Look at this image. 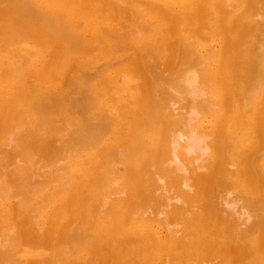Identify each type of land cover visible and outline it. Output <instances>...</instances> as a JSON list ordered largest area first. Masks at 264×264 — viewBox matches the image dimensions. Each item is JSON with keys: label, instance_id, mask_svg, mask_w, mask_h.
Masks as SVG:
<instances>
[{"label": "bare ground", "instance_id": "6f19581e", "mask_svg": "<svg viewBox=\"0 0 264 264\" xmlns=\"http://www.w3.org/2000/svg\"><path fill=\"white\" fill-rule=\"evenodd\" d=\"M2 2L0 3V5L2 4ZM6 2H8L9 9H8V13L6 12L7 16H5V17L9 18L10 14H11L9 12L12 11V19L16 20L15 22H17L18 25H16L14 23V21H12V22L15 25L11 22H8L7 20L10 21V19H8V18H6L7 19L6 20V19H4L5 17H3V18L1 17L4 14V11H6L5 8H7L6 7L7 5L4 4V5H6L4 10L0 9V13H1V11H3L2 14H0L1 15L0 18L4 20V21L2 20V23L3 22L6 23V21L8 23H6L3 26H2V24L0 25V28L2 27L1 32L3 34H6L5 36H3V34H0V37L2 35L3 38L6 39V40L3 39L2 37H1L2 39L0 38V83L1 82L3 83V85H0V108H2V109H9L12 107L16 108L14 113L12 114L14 116V118H16V119L14 121H12L11 124L7 128L5 125L6 122L4 124V128H6V131H5L6 133L4 132V134L7 135V136L5 135L7 139H4L3 131L0 134L1 135L0 137H3V138H0L1 141H2V139L4 141L6 140V142H5L6 148H5V146H3V145H5L4 141H3V143L1 141L0 142L3 146V148H2L3 151L5 149H9L8 155L10 154L11 150L12 151L20 150V151L19 152L17 151L18 152L16 154L17 156L13 155L16 158V159L15 158L12 159L13 161L15 160V163L11 164V166L8 164L10 166V167L8 166L9 171L7 172V173H9V175L8 174H6V175H7V177L9 176L8 179L10 178L9 180H11L12 182L7 181L6 180L7 178H2L0 181V214L3 212L7 214V215H4V217L2 216L3 219L0 216V218L2 219V220H0L1 221L0 222V252H1L0 256L5 255V258H6L5 260H3L4 263L0 262V264H11L13 262V260L19 254L20 255L22 254V256H24V258H22L21 261H20V259H21L20 258V259H18V261H14V263H16V264L17 263L18 264H33L35 262H38V260L40 259L39 256L44 254L43 250H41L42 253H38V251H36L37 249L34 250L33 248H30V247L27 248L26 247L25 248L26 250L25 249L22 250L23 252H21V250H20V253L15 258H13L14 256L11 255L13 253L10 254V252L12 251L11 248H13L17 243L13 245L12 242H15V240L16 241L19 240V232H16V229H18V228L21 229V228L25 227L26 231H28L31 220L34 218V215L32 213H35V211L30 214V212L33 210H31V209L27 210L26 209L27 212L22 217L21 216L18 217V218H20L22 225L18 222V219H17L18 223L16 221H14V218L11 214L16 213V212L19 213V212H21L22 208H25V207H28L31 205L30 202H32V200L35 199V197L38 196V194L43 191L41 189V185H42L41 183H44L45 181L48 182L49 180H51V179H48V176H49V178H51V175H49V174L54 173V175L57 177L56 172H58L57 174H59V171H60L63 174V173H65L64 172L65 169L68 172V177H66L67 178L66 181L62 182V183L64 186L65 185L70 186V189L66 191L67 199L63 203V206H64L63 209L76 208L75 210H81L83 217H82V219L80 218L79 220L74 221L73 225L70 227L69 231L67 229V226H68L67 221L64 222V224H67L66 227H63L64 224L61 225L60 232L62 231L63 233H61V240H59L60 242L55 241V239H53V241H52L55 243L57 242L56 244L54 243L56 245V248H57V250L55 249V252L57 251L56 252L57 257H58V259L60 258L59 259L60 262H58L59 260L56 257V259L58 260L57 261L58 263H55V260H56L55 258H51V260L54 259V261H53V263L51 261H49V263L51 262L50 264H71L72 262L70 261L69 258L74 257V256L71 257V255L76 254V252H79V251L81 252L82 250L86 251L85 249H88V247L85 248L84 246H86L89 242L87 238H90L91 234L94 236V233H92V231L96 228V224H97L96 218L99 217V211L102 212V208L106 205L105 203L107 202L108 193L111 196L112 195L115 196V194H118V193H120L118 195H122V193L124 194V189H126L129 185V190H131V192H133V193L138 192L142 196L144 194L145 198L147 197V195H146L147 192L145 194L142 191L145 188L144 185L147 182V180L144 183L143 181L146 179L145 177H143V178H145L143 180L139 179L143 173L147 172L146 161H143L142 157L139 155L140 153H145V155H147L149 157V159L151 158V160L153 161V163L155 165L154 168L156 170H158V171H156V173L159 177H161L160 178L161 180H163V177H165V176H171L172 174L174 175V173H178L177 171H179V172L183 171L181 175L178 173V175L181 176L180 177L181 181L179 180L181 182V184H180V187H178V189H181V191L178 194H176V196L169 195V196H172V198L165 197L167 195L165 193L164 194L165 196H162V197H164L166 199L164 200L163 198L162 199L159 198V201H160L159 204H157V202H156L157 200H156L155 202L157 205H159V208H157L158 206L155 204L157 207L155 209L153 207V212H154L153 215L151 214V211H149L150 209L149 210L146 209V211L143 214L141 213L142 215L141 214L139 215V213H138V216H136L135 211H134L135 214L132 215V213H131V215L133 217L136 216V218L137 217L139 218V220L141 222L140 226H142V229L152 228V226L150 225V223L147 220L154 221V222H156V224H163V227H161V228H164L165 236L162 235V231L156 230L153 227L154 229L152 228L153 231H152V235L150 237H151V239H153V236H156V238L158 240H156L152 243L148 242L144 249L141 248L142 249L141 251L142 252L144 251L143 252L144 254L146 253V251H147V253H154L158 248H160L163 252H165L166 259L170 258L169 262L172 264H176V263L177 264H196V263L199 264L202 257H201V259L198 257L199 255L196 254L198 252L199 253L202 252V254L203 253H209V254H213V255L216 254V257H217L216 259H218V257H220V254H222V253L226 254L227 253V255L229 256V259L226 260L228 258L227 257L225 259L226 261L224 263L223 262L214 263L215 260H214V262L211 261V263H214V264H231L230 263L231 258L233 257V255L235 253L234 250H237L240 253L244 254V258H245V256H249L248 258L246 257L247 259L245 258L246 260H244L245 261L244 264H264V210H263L264 209V197H262V198L258 197V199L253 198L254 203L253 202L252 203L255 204L254 208L256 206L254 211L251 209L253 211V213L250 212L251 210L247 212V209L249 207L247 204V206H245L247 209L244 206L241 207V209L239 208L238 216H237V214L234 212H237L235 209L237 208L238 203L241 201V196L239 195V192H238V196H240V198H238L237 200H233L232 196L230 197V195L232 193L229 191L227 192L226 191L227 188H224L225 191L227 192V193H225V192H223L224 189L222 188V190H223L222 192L225 193V195H224L225 197H224V199H222L221 197L223 194L221 195V197H219V194H218V197L220 199H222V201H221L222 202V205H221L222 208L219 207L220 204L218 205V207L220 208V210L222 209L221 211L226 215L227 222H229V220L232 219V217H233V214H230V211L232 212V210H234L233 213H234V216H236V218L234 220H236L235 222H237V224L235 226H237V227L235 229V226H233V224H235V223L231 222V224L230 223L227 224L226 227H228V225H232V226H230L226 229L222 228L223 230L222 229L220 230L221 231L220 235L218 233L219 232V229H218V232H216V234L218 235L217 237H215V236L207 237L208 236L207 230L205 231L206 235H205L203 230H202L203 233L199 234L200 229L198 230V227L200 226L201 221H200V224L198 223L199 225H197V222H199V221L197 219L194 220V217L197 218V216H195V215L198 211L192 210V209H196L194 207L201 204L204 201L203 200L201 202V199L198 198V197L202 198L203 195H201L202 197L196 196V191H198V189H200V184L197 185L195 187V189H194V186L192 188V186L189 185L190 179L187 177L191 170H194V172H196L197 170H202L205 167V163L203 162V160H204V156L208 155V151L210 149L209 148L210 145L208 143V139H210L209 137H214V143H213L214 158L211 162H209V160L206 159L210 163V166H208L209 171H207V173L211 172V174H214L215 170L219 171L220 165L222 163H224V159H226V158L228 159V156L231 158V156H230L231 153L232 154L235 153L237 146L239 148V144H240L239 142H241V140L238 137H236V138H238V140H240V141L236 140L235 135H237V131H239L242 128L241 125H238L239 122L242 120V118L241 117H230V116H233L234 113L224 112L223 115H218L217 119H216V123H214L210 129L211 133H210V131H208L209 125L208 126L203 125L204 127H198V125H197V121L200 120L199 118L202 119V117H203V116H200L201 115L200 111L202 109L199 108V105L204 106L203 108H206L209 112L216 111L213 108V107L216 108V106H213L210 104V102H211L210 97L212 94H213L214 98L223 100V103H222L223 108L227 109L229 107V104L227 102L230 103V101H231L233 103L232 104V107H233L232 110H235V108H236L235 107L236 106L235 100L238 98L240 99V97H239L240 95H237V93H235V89L233 86L234 75L237 72L236 71L237 66H236V64L234 65V63L237 61L235 59V56H233L234 52L235 53L239 52L238 54H241V60H242L241 63H243L242 68H243V70L245 72V76H246V88H247V91H249V93L247 92V95L243 94L244 96L242 97L244 102H245V108L246 109H248V108L252 109L253 107L251 108V106L252 105L254 106L256 100H258V97H261L262 99H264V45H261V43L259 41L260 44H258V46H256V48L254 50L252 48V46L254 45L253 39H255V41L258 40V35L256 37L255 34H260V32H261L262 34L259 36H264L263 35L264 32L261 31L262 30L261 25L264 24V21L261 24L258 21L259 22V28L257 29V27H256V29L258 31L260 30L259 33H257V30H256V33L255 32L253 33L254 35L251 34L252 36L251 37L249 36L250 41H248V42H250V43L248 44V47H250L251 49H247V50L245 48L243 50L240 49L239 40L241 39V37H240V39H238V37H237L238 33L235 34V31H236V29H238V27L243 28V27H245L246 24H249L250 21L255 22L256 18L260 19L264 16V10H262V8H261L263 6V4L261 5V3L262 2L264 3V0H195V2H197V3H196L195 8L193 10H192V8H191V10H189V8L187 9V6H184L183 0H7ZM3 3H5V1ZM248 5L251 7L253 6L250 9L249 13H252V12L255 13L256 12L255 14H257V17H255L256 15L253 13L252 16L255 18L253 21L250 19L251 16L247 15L246 17H244L242 14L244 11L243 9L245 7H247ZM2 6H3V4H2ZM258 6H261V7L259 8ZM3 7H1V8H3ZM128 11H131V13L132 12L135 13V15H133V13H132L133 18L131 16L133 21L132 20H130V21L132 23L134 22V19H137L134 17H137L138 16L137 13L140 12L139 14L142 16L143 21H145L149 25V26L145 25L147 29L144 28L145 26H141L142 28L145 29V31H144V29H142V28L140 29V27L136 28L137 27L136 25L140 26L142 24H140L138 22H137V24H134L136 22L133 23L134 25H133L132 30L134 29L133 34H134V37H136L137 39L131 38V36L133 35L132 33H130L131 31H128L127 34H126V31L121 32V29L122 30L123 29H126V30L131 29L130 26H127L128 29L123 27L124 23L128 24L129 20H127V22H126V20H124L125 22L122 20L124 23L121 24V19H120V21L118 20L117 23H115L116 22V16L120 17L122 15H125ZM8 14H9V16H8ZM136 14H137V16H136ZM211 14L215 15L214 20H212L215 22L214 26H212L215 30V33L217 35H224V38H223L222 43H221L222 49H221V51H219L218 54H217V51L216 52L213 51L214 48H213V50H212V48L211 49L205 48L204 52L199 51L202 48V46L200 43H198L197 38H199L201 34H202L201 36H203L205 32H208V29L210 27L207 24L208 20L206 21V18ZM85 15H89L91 18V19H87V20L90 21V23H91L90 30H92V32H94V35L92 36V38H87L85 36V33L79 32V29H78L79 28L78 19L84 17ZM258 17H260V18H258ZM248 19H250L249 22H248ZM101 21H102V23H101ZM19 22H21L20 26H19ZM104 23L111 24V25L113 24L112 29L115 27L116 30L112 31V30L106 29V28L103 29L104 28V26H103L101 31H99L98 30L99 27ZM130 25H132V24H130ZM14 27H16V29ZM11 28H14V30L12 31ZM117 28H120V29H117ZM156 28L158 29L157 33L159 32V29H160L163 32L168 31V34L172 32L174 34L173 38L177 37V46H176V51H175L176 53H175V64H174L175 67L173 68V73H172L173 76L171 79H169V82L164 83V81H163V83L165 85H167V87L165 88V89H167V91L165 90L167 92V95H165V98L168 97V99H169L168 102L170 105L165 106L166 103L163 104V102H161V100H162L161 97H158L159 99H161L159 101L158 98L156 97L155 93H154L155 97L153 98V96H152L153 94L151 96L153 99L156 98L157 100L156 99L153 100L152 98L149 97V99H148L149 101L148 102L145 101V103L147 102L146 103L147 104L146 110H148L147 114H148V112H151L152 117L154 119H156L157 122L162 123L170 115H172V116L174 115V113H175L174 109H176V108H173L172 106H174L175 104H180L184 100L189 101L191 103V105L188 108V112H186L187 111L186 110L185 113H183L185 115H187V113H188L187 117L189 118V120L188 121L184 120V122H186L187 124H185L186 127H183V124H182L183 128L181 127V129H183V130H181V129H180V131L176 130V127H175V133H174V129H173V127H171L173 129V132H170L171 130L168 129L169 132L166 133L165 136L163 135L160 138V140H159L160 142L158 141V144L155 147V146H152V143H151L152 141H155L154 137H152V135L147 136V134H145V130L147 131L149 128L147 126V124L144 125L147 127L144 128V126L142 125L140 129L138 128V127H140L138 125V127H136V128H138L137 131L135 130L136 132L134 134H132L133 138H130L131 140L129 139L131 141V143L128 141L130 144L128 151L125 150V147L127 146V144L124 145L125 151L123 150V148L121 149V151L123 150L125 152V154H127L126 157H123V154H122L123 151L120 152V149H119L120 147H117L118 148L117 150H113L114 147L112 149V147H109V145L103 146V144L105 143V140H106L107 133L109 132L108 130L113 127V126L111 127V125L114 123V120L117 119V118L114 119L115 115L112 116L111 114H108V111L105 110V108H106L105 106L108 105L109 102H107L108 98H104L103 96H105L106 94H111L110 91L116 90L118 92L119 89L120 90L124 89V87H123L124 77L121 76L122 74L117 75L119 77L116 78L115 80H114V77L110 78L109 79L110 81H108V82L105 80V82H103L102 85L105 87L106 91L100 90V94H99V89L97 87L99 85L90 86V91H89V94H87V95L89 96V98H91V101L88 104H89V108L92 109V115L87 116L84 119H80V118L77 119L75 117H72V116L69 117L67 115L65 118H63V124L61 123V121H62L61 119L56 120L57 118L55 116L50 117L47 115L52 109H57V106H56V108H54L50 104L49 100L52 98L56 99V100H60L62 98H65V94H67L66 93L67 91H62L59 93L57 91V88H55V86L51 82L52 81H56V82L60 81V79L58 77V75H60V71L61 70L63 71V68L65 66H67L71 61H73V60L74 61H80L81 60V62L83 63L84 62L82 60L83 56L92 53L93 50H100L101 47H105L107 44H113L112 45L113 48H114V46H119V45L122 47V45H124V46L127 45L126 42L131 44L132 48L136 52H138V53L143 52V56L145 55V52H148V51H152L150 53L151 56L153 55L152 54L153 52H155L154 55H156V54H158L160 48H161V51L163 52L162 48L164 49L163 45H165L166 41L162 42L161 40H163L164 38H167V39L169 38V37H164L163 39H161L162 35L156 34ZM3 30L6 32L4 33ZM137 30H139V31L137 32ZM146 30H147V33L143 34V32H146ZM240 31H242V30H240ZM148 32H151L150 33L151 35H152V32L153 33L155 32V34L152 35L154 38L151 40V42L147 41L146 36L149 34ZM208 34H206V35H208ZM240 34H239V36H240ZM185 35L186 36L190 35V38L186 37ZM6 37H8V38H6ZM148 37H150V36L148 35ZM208 37L209 36L206 37L204 35V38H208ZM263 38H262V40H263ZM167 39H165V40H167ZM262 40H261V42H262ZM256 43H258V42H256ZM202 44L204 45V43H202ZM255 45H257V44H255ZM259 45L262 47H259ZM161 46H163V47H161ZM171 49H172V47H171ZM215 50H216V48H215ZM124 51H125V49H124ZM161 51H160V53H161ZM125 53H126V51H125ZM109 55H110V53H109ZM161 55H162V53H161ZM215 55L218 58V62L216 64H214L210 70L208 64H209L210 60L213 59V57ZM92 56L90 57L91 62L94 59ZM148 56L149 57L146 56V58L142 57L140 61L144 62L147 58H150V60L152 61L150 55H148ZM163 57H164V55H163ZM109 59H110V56H109ZM88 60H89V58H88ZM150 62H148V63H150ZM187 62L189 63L188 65L186 64ZM154 63H156V62H154ZM159 63H161V62H159ZM5 65H6V67H4ZM85 66L86 65L84 64V67ZM232 66H233V70H232ZM240 66H241V64H240ZM151 67H153V65ZM170 69H172V68H170ZM164 70H166V69H164ZM153 72L151 71L150 73H152V75H153L154 74ZM167 73H169V72H167ZM164 74H166V73H164ZM157 78H160V75H158ZM71 80H72V78H71ZM96 80H95V82H96ZM160 80H162V79H159V81ZM43 81L45 82L44 84H42ZM152 83H154V82L152 81ZM157 83H159L158 80H157ZM164 84L161 85V88ZM158 85H156V86H158ZM158 87H160V86H158ZM153 88H156V87H153ZM214 90L217 91L215 94H214ZM47 91H50V92L48 93ZM153 91H156V90H153ZM159 92H160V90H159ZM45 93H47V94H45ZM43 94H45V95H43ZM159 94H161V93H159ZM66 96H69V95H66ZM87 97H84V98H87ZM109 97L111 98V95H109ZM116 100H114V101H116ZM139 100H140V98H139ZM163 100H165V99H163ZM249 102L252 105H250ZM62 103L64 104V102H62ZM149 103H150V105H149ZM208 105H209V107H208ZM210 105L213 107H211ZM58 106H60V105H58ZM123 106H121V107H123ZM144 106H145V104H144ZM125 107L126 106H124V108ZM59 108L64 110L63 107H59ZM59 108H58V110H59ZM141 108H143V106H141ZM120 109H122V108H120ZM126 109H128V107ZM256 109H257V116L255 117V121H253V123H252V127L256 131V133L254 134L255 140L261 141L262 139H264V102L262 101L261 104L256 107ZM58 110L54 115H57V113L59 112ZM227 110H229V109H227ZM181 111L184 112V109H182ZM252 111H253V109H252ZM86 112H88V111H86ZM202 112H204V115H205V113H207L205 111H202ZM51 113H53V112H51ZM147 114H146V117H147ZM215 114H216V112H215ZM139 116L141 117V115H139ZM182 116H184V115H182ZM144 117H145V114L143 115V118ZM152 117L148 116L147 119L152 118ZM177 117H178V115H177ZM14 118L12 117V120ZM40 118H41V121H43V123L45 124V126L47 125L46 128L51 133H54L56 135L58 143L60 142L59 146L52 148L53 153L55 154V159L53 158L54 159L53 162L49 163V164H55L56 165V172H55V167L52 171L50 170V167L48 170L46 168L47 171H51V173L49 172V174L47 172L42 171V173L48 174V175H46L47 179L46 180L44 179V182H42L43 180L40 182L41 178L39 179V177H42V178L46 177V176H43L45 174H42V176L37 175V172L39 171L40 166L42 164L39 166V169L36 172V168H37L38 164H36L35 166H34V164L38 162L37 160L35 161L37 154H35L33 152V149H35L37 146H39L38 141H35L36 136L40 135V134L44 135L45 132L48 133L47 130L45 132H44V130H42L43 133H42V131L38 132L39 130H41L39 128H38L39 130L37 131V126L39 125L38 123L40 121ZM136 118H132L133 122H135V121L137 122V119L139 120V118H137V119ZM228 118H235L237 121L236 122L235 121L234 122H232V121L227 122L225 119H228ZM170 119H171V121H172V119L175 120L174 118H171V117H170ZM151 120H153V119H151ZM147 122H149V120ZM41 123H40V125L44 126ZM173 123H171L170 126H173ZM179 123H180V121H179ZM119 124H122V123H119ZM136 124H138V123H136ZM176 124H174V125H176ZM233 124L235 125L234 129L229 130V127ZM133 125H134V123H133ZM151 125L155 126V124H153V122L151 123ZM248 125H249V123H248ZM177 128H178V126H177ZM246 128H248V127H246ZM112 129L110 130V132L113 131ZM151 131L152 130H150V132ZM176 131H178V132H176ZM111 133L114 134V132H111ZM241 134H244V132L241 131ZM62 135H69V136H68V138L66 137L67 139H65V138L60 139ZM33 137H35V139H33ZM247 137H250V135H248ZM252 137H250V138H252ZM241 138H243V136ZM245 139H247V138H245ZM9 141H10V143H8ZM45 142L48 143L47 140H45L44 143ZM33 143H34V145H33ZM251 143L252 142H250V144ZM40 144H41V142H40ZM7 146H8V148H7ZM260 146H261V144H260ZM10 148H11V150H10ZM44 148H46V147H44ZM245 148H246V145H245ZM89 149H91V151H97L100 149L99 153H102L104 155V157H106L105 160L107 158L112 159L111 164L109 163L110 160L107 161L109 164V167L112 165V161H115L117 164L116 169H115V165H114V167H111L110 173H114V174H112L114 176L112 177L110 174L109 175L107 174L109 182L111 183L110 185H112L111 190L109 189L110 192H109L108 187H107V185L109 183H108V179L106 178L107 175L105 173L106 172L105 170L110 171V168L107 169V166H106V169L103 170L104 172L102 174L101 173L97 174V172H100V171L102 172L101 169H103L102 167H104L105 164H104V166L102 165L101 169L99 168V171L96 172V175L97 176L99 175L98 177L94 174L95 177H97L96 183L94 185L91 184L92 188L90 187L91 188L90 192H86L83 194L79 187L75 188L76 187V183H75L76 179H77V177L79 178V176H81V175L77 176L78 172H77V169L75 168L74 164L71 162V157L74 155L76 156L78 154H82L84 152V150H89ZM115 149H116V146H115ZM246 149H248V148H246ZM72 150H74V152H75V150L78 152H76L74 155H72L73 154ZM70 151L72 152V154L68 155V153ZM0 152H2L1 148H0ZM5 152H6V150L4 151L3 156H2L3 152H2V154H0V157L1 156L6 157L7 153H5ZM46 152H48V151H46ZM257 152H259V151H257ZM194 153L197 155H195ZM261 153H256V155H253L251 153L252 154L251 156H253V157L251 159L249 157V161L251 160L249 162V166L252 168L256 167V168H254L255 171H253L255 173V177L252 178V180L254 182L256 180L260 181L261 180L260 178L264 176V163H262L260 160L261 159V155H260ZM235 155H236V153H235ZM235 155H234V157H236ZM66 156H67V158H66ZM206 156H205V158H206ZM84 157H86V156H84ZM121 157H123V158H121ZM8 158H9V156H8ZM73 158H75V157H73ZM2 160H3V158H2ZM6 160H8V159H6ZM12 160H9V161H12ZM231 160L232 159H230V161ZM88 161H90V160H88ZM93 161L95 162V160H93ZM234 161H237V160H234ZM12 162H9V163H12ZM115 162H113V164ZM228 162H229V160H228ZM3 163H5L4 164L5 167L1 165L2 166L1 168L4 167L7 169L6 165H7L8 161H7V163H6V161H4ZM87 163H86V165H87ZM91 163H92V161H91ZM118 163L124 164L126 174H123L122 173L123 170L121 171L119 169ZM230 163L233 164L234 162L231 161ZM14 164H16V165H14ZM49 164H47V165H49ZM191 164H193V166ZM206 164H207V162H206ZM232 164H230V165H232ZM12 165H14L15 167ZM47 165L46 166L43 165L42 169L44 166L47 167ZM83 165H84V163H83ZM51 166L53 167V165H51ZM222 166H223V164H222ZM150 167H151V164H150L149 168ZM152 167H151V169H152ZM217 167H219V170L217 169ZM13 168H15L14 171H12ZM6 169H2V170L5 172ZM121 169H123V168H121ZM233 169L231 172L230 166H229V169L226 170L227 172H223V170H225V169H223L222 171L220 170L219 171L220 173L218 172L219 174L216 177L220 176L222 178V181H221L222 186H223V184H225V186H228L229 188H231L229 186V184H231L232 179L237 180V173H236L237 171H236V169H234V170ZM118 170H120L121 172H118ZM109 171H108V173H109ZM153 171H152V173H153ZM205 171H206V169H205ZM38 173H41V172H38ZM117 173H121V174L118 175ZM156 173L154 174V176L156 175ZM103 174H105V176ZM149 174H151V172H149ZM157 175L155 176V178L157 177V179H158ZM58 176H60V175H58ZM110 176H111V178H110ZM148 176L149 175H147V177ZM151 176H153V175H151ZM56 177H54L53 180H55ZM195 177H198L197 179H200V178H203L204 176L201 177V175L196 174ZM0 178H1V176H0ZM60 178H62V177H60ZM123 178H125L127 181H122V182H124L123 185L121 184L122 187H124L122 189V187H120V181L123 180ZM191 178H192V176H191ZM3 179H5V180H3ZM64 179H62V181H64ZM166 179H167V177H166ZM171 179L173 180V178H171ZM177 179H178V177H177ZM38 180H39V182H37ZM149 181H152V180H149ZM175 181H177V180H175ZM216 181H219V180H217V178H216ZM47 182H46V184H47ZM53 183H54V181H53ZM155 183H156V181H155ZM155 183L153 182L154 186H156V185L159 186L158 184L155 185ZM54 184L57 185L56 181ZM174 184L172 186H174ZM161 185L163 187L161 189V191L167 192L168 188L167 189L164 188L163 183ZM167 185H169V184H167ZM181 185L184 186L183 187L184 189L181 187ZM232 185L233 186L235 185L236 187L239 188V186L236 185V182H234V184H232ZM45 186L46 185L44 184V189L47 187V186L46 187ZM145 186H148V185H145ZM157 186H156V188H157ZM172 186H168V187H172ZM58 187H59V185H58ZM60 187H62V185ZM176 187H177V185H176ZM186 187H191V189L188 188V190H185ZM236 187H235V190H236ZM50 188H52V187H50ZM229 188H228V190H230ZM40 189L42 191H40ZM54 189H55V187H54ZM152 189H153V187H152ZM170 189L171 188L168 189V192L170 191ZM192 189H194L193 193H192ZM216 189H217V187H216ZM239 189H241V188H239ZM52 190H53V188H52ZM145 190L146 189H144V191ZM173 190H172V192H173ZM220 190H218V191H220ZM233 190H234V188H233ZM256 190H259V189H256ZM141 191L143 194L141 193ZM146 191H148V189ZM174 191H176V189ZM56 192H57V189H56ZM154 192H155L154 194L156 196V193H157L156 189ZM162 192H160V193H162ZM198 192H197V194H199ZM213 192H215V196H216V194H217L216 191H213ZM43 193H44V191H43ZM49 193L50 192L48 191V194ZM51 193H52V191H51ZM149 194L150 193H148V195ZM154 194H152L153 197H154ZM201 194H202V192H201ZM19 195L22 197L18 198ZM41 195H42V193H41ZM51 195H55V194L52 193ZM161 195H163V193ZM139 196L134 197L135 198L134 199V202H135L134 205H137V206L139 205ZM159 196L160 195H158V197ZM242 196H245V195H242ZM39 197H40V194H39ZM144 197L141 198L142 201H144ZM153 197H152V199H153ZM45 198H46V196H45ZM149 198H151V195L149 196ZM217 198L215 199L216 201H218ZM12 199H14V200L16 199V203L13 204L14 200L10 201ZM36 199H38V198H36ZM50 199H51V196H50ZM110 199H112V197ZM147 199H148V197L145 200H147ZM181 199L183 202H181L180 205L183 203L182 204L183 206H180L178 203L177 204L179 206H177L175 204V202H173L174 205H172L173 203H171V202L173 200L177 202L178 200H181ZM244 200H246V199H244ZM248 200H249V198H248ZM43 201H44V199H43ZM150 201H146V202H150ZM194 201L195 202H201V203H195ZM163 202H165V203H163ZM250 202L251 201H249V203ZM140 203L144 205L145 202L144 203L140 202ZM161 203H163V204H161ZM188 203H190V204H188ZM240 203H239V205H241ZM145 205L142 207H145ZM153 205H150V207H152ZM225 205H226V207L224 208L223 206H225ZM32 206H34L33 203H32ZM108 206H109V203H108ZM108 206L106 207V209L107 208L109 209ZM116 206H118V205H116ZM137 206H136V208H140V206H138V207ZM147 207H149V204ZM197 207H200V205ZM250 207L253 208L252 206H250ZM44 208H43V210H44ZM169 208H171V210H169ZM216 209H218V208H216ZM229 209H230V211H229ZM131 210H133V209H131ZM189 211H191V212L189 213ZM38 212L39 211H37V213ZM138 212H140V209H138ZM200 212L201 211H199V213H198L199 215H200ZM100 215H101V213H100ZM131 215H130V217L132 218ZM170 215H172V216L174 215V218H172V217L170 218ZM8 216L10 217V219L8 218L6 221V218ZM146 216H147V219H146ZM200 217H199V220H200ZM220 217L221 216L219 215V218ZM62 220H63V218H62ZM204 220H205V218H204ZM34 221H35V219L32 222L34 223ZM97 221H98V218H97ZM225 222H223V223H225ZM5 223H7V224H5ZM101 223H102V221H101ZM223 223H221V224H223ZM221 224H220V227H223V226H221ZM33 228H35V227H33ZM120 229H122V228H120ZM116 230H117V228H115L113 225H110L108 232L105 231L107 233V235L103 236L104 238L102 237V239H99L100 240L99 242L103 245L105 243L106 244L110 243L108 248H109V251H111L113 253L112 255H114V257L112 255L111 256L114 258L116 264H147V262H149V260L146 263H143V262L138 263L136 261L133 262L134 258L137 256L135 254L136 249L140 247L139 246L140 244L147 241L145 239L146 237H144L145 240H143V241H142L143 238L141 236H140L141 239L138 237H134L133 235H131L130 238L128 239L126 234H124L123 237H119L117 234H115ZM21 232H23V230ZM34 232L37 233V231H34ZM147 232H150V231H147ZM28 235H30V234H28ZM99 235H102V234H99ZM41 237H42V235H41ZM106 238H107V240H106ZM34 239H36V238H34ZM90 239L92 240V238H90ZM90 244H91V242H90ZM135 244H138L137 247H135ZM19 245H20V243H19ZM36 245H38V244H36ZM39 245H41V244H39ZM49 245H51V244H49ZM103 245H102V247H103ZM21 246H23V245H21ZM41 246H43V243ZM52 247H54L53 243H52ZM102 247L100 246V248H102ZM43 249H46V248H43ZM96 249H97V247H96ZM98 249H99V247H98ZM49 251H50V253L52 252L51 250H49ZM101 251L105 252L104 250H101ZM141 251L138 253L142 254ZM103 252H102V254H103ZM65 253H67V254L64 256L63 254H65ZM69 253H70V256L68 257ZM136 253H137V251H136ZM9 254L12 256L11 258H13V259L8 258V257H10ZM104 255H105V253H104ZM158 255H154V256H158ZM138 256H139V254H138ZM148 256H149V254H148ZM205 256L207 257V255H205ZM19 257H21V256H19ZM19 257H17V258H19ZM151 257H153V256H151ZM17 258H16V260H17ZM154 258L155 257H153L152 259H154ZM235 258H237V254H236ZM2 259H4V257ZM8 259L10 261L12 260L11 263H8ZM91 259L94 260L95 258L93 259L91 257ZM91 259H90V262H91ZM96 259H98V258H96ZM157 259H158V257H157ZM254 259L256 260L255 263H254ZM206 260H208V259L206 258ZM100 261H102V260L100 259ZM108 261H106V263ZM193 261H195V262H193ZM201 261H202V263L200 262L201 264L207 263V261L205 263V259H202ZM208 261H210V260H208ZM45 262H47V261L45 260ZM45 262H43V263H45ZM217 262H218V260H217ZM242 262H243V260H242ZM78 263H81V262H78ZM83 263H81V264H83ZM112 263H113V261H112ZM151 263H154V262L152 261ZM207 264H209V262Z\"/></svg>", "mask_w": 264, "mask_h": 264}, {"label": "rangeland", "instance_id": "374dc122", "mask_svg": "<svg viewBox=\"0 0 264 264\" xmlns=\"http://www.w3.org/2000/svg\"><path fill=\"white\" fill-rule=\"evenodd\" d=\"M5 1V3H3V2ZM7 0H0V3L2 2V4H3V6H2V4L0 5V9L2 10H4V8H5V6L7 7V8H5L6 9V11H4V16L2 15H0L2 18L3 17H5V16H7V14H6V12L8 13V9H9V5H8V2H6ZM184 1V6H187V9L189 8V10H191V8H192V10L195 8V5H196V3L197 2H195V0H183ZM4 4H6V5H4ZM263 4V6L261 7V6H258L259 8L261 7L262 8V10H264L263 8H264V3L262 2L261 3V5ZM1 7H3V8H1ZM253 7V6H252ZM251 6H247V7H245L243 10V16L244 17H246L247 15L248 16H251V20L253 21L255 18L252 16L253 15V13L254 12H252V13H249V11H250V9L252 8ZM61 10V9H60ZM11 11V10H10ZM2 12L3 11H1V13L0 14H2ZM9 13H11L10 14V17L8 18V17H5L4 19H6V18H8V19H10V21L9 20H7L8 22H11V23H13L12 21H14V23L16 24V25H18V23L17 22H15L16 20H14V19H12V11L11 12H9ZM133 13V15H135V13L134 12H132ZM132 13H131V11H128L125 15H122V16H116V22L115 23H117V21L119 20L120 21V19H121V24H123L125 21L124 20H126V22H127V20H129V22H128V24H126V23H124V25H123V27L124 28H127L128 29V27L127 26H130L131 27V29L130 30H126V29H121V32H125L126 31V34L128 33V31H131L130 33H134L133 31H134V29L132 30V28H133V25L134 24H137V22L138 23H140V24H142V25H140V26H138V25H136L137 27L136 28H139L140 27V29L142 28L141 26H147L148 24L145 22V21H143V19H142V16L139 14L140 12H136L137 14H138V16H137V14H136V16L137 17H134V18H139L138 20L137 19H134V22H136V23H132L130 20H132V18H133V16H132ZM256 13V12H255ZM254 13V14H255ZM6 14V15H5ZM256 16L255 17H257V14H255ZM8 16H9V14H8ZM131 16H132V18H131ZM214 14H211V15H209L207 18H206V21L208 20V22H207V24L209 25V29H208V32H205L204 33V35L207 37V36H209L208 38H204V35L203 36H201L200 35V37L199 38H197L198 39V43H200L201 44V46H202V48L199 50L200 52H204V50H205V48H207V49H211L212 48V50H213V48H214V50L213 51H217V54L219 53V51H221V49H222V47H221V43H222V40H223V38H224V35H217L216 33H215V30H214V28L212 27V26H214V24H215V22L214 21H212V20H214ZM260 16V15H259ZM131 18V19H130ZM253 18V19H252ZM258 18H260V17H258ZM264 16L262 17V18H260V19H257L256 18V20H255V22L253 21V22H251L250 21V23L249 24H246L245 25V27H243V28H239L238 27V29H236V31H235V34L236 33H238L237 34V37H238V39H240V37H241V39L239 40V47H240V49H251L250 47H248V44L250 43V42H248V41H250V37L252 36L251 34H253L254 32L256 33V30L259 28V22H260V24L261 23H263V21H264ZM12 19V20H11ZM87 19H91L90 18V16L89 15H85L84 17H82V18H80V19H78V22H79V32H81V33H85V36L87 37V38H92V36L94 35V32H92V30H90V28H91V23H90V21H88ZM210 19V20H209ZM250 19H248V22H249V20ZM2 20L3 19H1L0 18V25L2 24V26L3 25H5L6 23H8L7 21H6V23H2ZM124 22H123V21ZM262 20V21H261ZM4 21V20H3ZM81 21V22H80ZM133 21V20H132ZM259 21V22H258ZM13 23V24H14ZM20 23L21 22H19V26H20ZM81 23V24H80ZM101 23H102V21H101ZM14 24V25H15ZM126 24V25H125ZM130 24H132V25H130ZM258 24V25H257ZM113 25V24H112ZM112 25L111 24H106V23H104V24H102L100 27H99V31H101V29H102V27L104 26V28L103 29H110V30H116V28L114 29H112ZM257 25V26H256ZM18 26V27H19ZM106 26V27H105ZM146 26L144 27L145 29H147L146 28ZM149 26V25H148ZM262 27L264 26V24H262L261 25ZM17 27V26H16ZM16 27H14L15 29H16ZM129 27V28H130ZM256 27H257V29H256ZM261 27V31L262 32H264L263 30H264V27L262 28ZM14 28H11L12 29V31L14 30ZM135 28V27H134ZM144 28H142V29H144ZM10 29V30H11ZM117 29H120V28H117ZM139 29V30H140ZM145 29H144V31H145ZM1 30H2V27L0 28V34H3L2 32H1ZM139 30H137V32L139 31ZM240 30H242V31H240ZM157 31H158V29L156 28V34H160V35H162L161 36V39H163L164 37H169L168 39L167 38H164L163 40H161L162 42H165L166 41V43H165V45H163L164 46V49L162 48V50H163V52L161 51V48H160V50H159V52H158V54H156V55H154V53L155 52H153L152 54V56H151V52L152 51H148V52H145V55L147 56V57H149L148 55H150V57H151V59H152V61L150 60V58H147L144 62H142V61H140L141 60V58L142 57H145L146 58V56L144 55L143 56V52H141V53H138V52H136L133 48H132V46H131V44H129L128 42H126V44L128 45H126V46H124V45H122V47L119 45V46H114V48H113V44H107L105 47H101L100 48V50H93V52L92 53H90V54H88V55H84L83 56V63L81 62V60L80 61H71L67 66H65L64 68H63V71L61 72L60 71V75H58V77H59V79H60V81L59 82H56V81H52L51 83L55 86V88H57V91L60 93V92H62V91H67L66 93L67 94H65V98H62V99H60V100H56V99H50L49 101H50V104L54 107V108H56V106H57V109H52L47 115L48 116H50V117H53V116H55L57 119L56 120H62L61 121V123L63 124V118H65L67 115L69 116V117H75V118H80V119H84V118H86L87 116H90V115H92V109L91 108H89V102L91 101V98H89V96L87 95V94H89V91H90V86H92V85H99V86H97L98 87V89H99V94H100V90L101 91H106V89H105V87L102 85V83L103 82H105V80L108 82V81H110L109 79L110 78H113L114 77V80L116 79V78H118L119 76H117V75H119V74H122L121 76H123L124 77V82H123V87H124V89H119V91L117 92L116 90L114 91H110V93L111 94H106L105 96H103L104 98H108L107 99V102H109L108 103V105H106L105 107V110L106 111H108V114H111L112 116L113 115H115V117H114V119H116V120H114V123L111 125V127L113 128H111L113 131H111V132H114V134L113 133H111L110 132V130L111 129H109L108 131V133H107V136H106V140H105V143L103 144V146L105 145V146H107V145H109V147H112V149H113V147H114V149L113 150H117L118 148L117 147H120L119 149H120V152H122L123 150H124V145H126L127 144V146L125 147V150L126 151H128V148H129V146H130V144H129V142L131 143V139L130 138H133V135L132 134H134L136 131H137V129L139 128H141V126L143 125H145V124H147V126L149 127L148 128V130L146 131L145 130V134H147V136H151L152 135V137H154V139H155V141H152L151 143H152V146H155L156 147V145L158 144V141L160 140V138L164 135L165 136V134L166 133H168L169 132V130H171L170 132H173V129H174V133H175V127H176V130H179L180 131V129H181V127H182V124H183V127H186L185 126V124H187L186 122H184V120L185 121H188L189 120V118L187 117V115H188V113H187V115H185V114H183V113H185V111L186 112H188V108H189V106L191 105V103L189 102V101H186V100H184L182 103H180V104H175L174 106H172L173 108H176V109H174V111H175V113H174V117L172 116V115H170L166 120H164L162 123H159V122H157V120L156 119H154L153 117H152V115H151V112H148V114H147V111L148 110H146V103L149 101L148 99H149V97L150 98H152V96H153V98L155 97V95H156V97L158 98V97H161V99H159L158 98V100L160 101L161 100V102H163V104H165V106H167V105H170L169 104V102H168V97L167 98H165V95H167V89H165L166 87H167V85H165L164 83H168L169 82V79H171L172 78V73H173V68L175 67L174 66V64H175V51H176V46H177V37H175V38H173V36H174V34L171 32V33H169L168 34V31L167 32H163V31H161L160 29H159V32L157 33ZM161 31V32H160ZM260 31V30H259ZM259 31L257 30V33H259ZM3 32L5 33L6 31H4L3 30ZM210 32V33H209ZM147 33V30H146V32H143V34H146ZM149 34V36L150 37H148V35L146 36L147 37V41L148 42H151V40L154 38L152 35L153 34H155V32L153 33L152 32V35L150 34L151 32H148ZM209 33V34H208ZM241 33V34H240ZM142 34V35H143ZM206 34H208V35H206ZM239 34H240V36H239ZM262 33L260 32V34H255L256 35V37H257V35H258V40H256L255 41V39H253L254 40V42H253V46H252V48H253V50L256 48V46H258V44H260L261 43V45H264V36H259V35H261ZM6 34H3V36H5ZM254 35V34H253ZM264 35V34H263ZM3 36L1 35V37L3 38ZM131 36V35H130ZM136 36V35H135ZM186 36V35H185ZM250 36V37H249ZM0 37V38H1ZM145 37V38H146ZM172 37V38H171ZM186 37H189L190 38V35H188V36H186ZM1 38V39H2ZM6 38H8V37H6ZM131 38H136V37H134V34L131 36ZM261 38V39H260ZM262 38H263V40H262ZM3 39H5V38H3ZM137 39V38H136ZM143 39V38H142ZM165 39H167V40H165ZM6 40V39H5ZM247 40V41H246ZM252 40V41H253ZM261 40H262V42H261ZM259 41H260V43H259ZM208 42V43H207ZM256 42H258V43H256ZM202 43H204V45L202 44ZM217 43V44H216ZM241 43V44H240ZM252 43V42H251ZM263 43V44H262ZM245 44V45H244ZM255 44H257V45H255ZM252 45V44H251ZM156 46V45H155ZM163 46H161V47H163ZM217 46V47H216ZM6 47V46H5ZM8 47V46H7ZM95 47V46H94ZM127 47V48H126ZM171 47H172V49H171ZM259 47H262V46H260L259 45ZM204 48V49H203ZM215 48H216V50H215ZM124 49H125V51H126V53H125V51H124ZM129 49V50H128ZM121 53H120V52ZM160 51H161V53H162V55H161V53H160ZM109 53H110V55H109ZM116 53V54H115ZM160 53V54H159ZM239 52H234L233 53V56H235V59L237 60L235 63H234V65L236 64V74L234 75V83H233V86H234V89H235V93H237V95H240L239 97H240V99L238 98V99H236L235 100V102H236V108H235V110H232L233 109V107H232V102L230 101V103L229 102H227L228 104H229V107L227 108V109H229V110H227V109H225V108H223L222 107V103H223V100L222 99H217V98H214V96H213V94L211 95V97H210V104L211 105H213V106H216V108L215 107H213V106H211V107H213L216 111H212V112H209L206 108H203L204 106H202V105H199V108L200 109H202L200 112H201V115L200 116H203L202 117V119L201 118H199L200 120L199 121H197V125H198V127H204L203 125H206V126H208L209 125V130L208 131H210V129H211V127H212V125L214 124V123H216V119H217V116L218 115H223L224 114V112H227V113H234V115L233 116H230V117H241L242 118V120L239 122V124L238 125H241L242 126V128L244 129H240L239 131H237V135H235V139L236 140H238V138L241 140V142H239L240 144H239V148H238V146H237V148H236V151H235V153H236V155H235V153L234 154H232L231 153V158L228 156V159L226 158V159H224V163H222L223 164V166H222V164L220 165V170L222 171L223 169H225V170H223V172H227L226 170L227 169H229V166H230V170H231V172H232V169L234 168V169H236V173H237V180H233L232 179V181H231V184H229V186L232 188H234V190H233V188L231 189V188H229L228 186H225V184H223V186L221 185L222 184V178L219 176V177H216V176H218V174L220 173L219 171V167H217V169L219 170V171H216L215 170V172H214V174H211V172L210 173H207V171H209V169H208V166H210V163L209 162H211L212 160H213V158H214V151H213V143H214V137H209L210 139H208V143H209V151H208V155L206 156V158H205V156H204V160H203V162L205 163V167L202 169V170H197L196 172H194V170H191L190 172H189V174H188V178L190 179V186H192V188H193V186H194V189H195V187L197 186V185H199L200 184V189H198V191H196V196H201V195H203V199L202 198H200V197H198L199 199H201V202H195V203H201V204H199L200 205V207H197V206H199V205H197V206H195L194 208H196V209H192V210H195V211H198L197 213H196V215L195 216H197V218H195L194 217V220L195 219H197L199 222H197V225H199L200 224V221H201V224H200V226L198 227V230H199V234H201V233H203V231H204V233H205V231L207 230V233H208V236L207 237H210V236H215V237H217L218 235L216 234V232H218V229H219V235H220V233H221V229L222 228H224V229H226V228H228V227H230V226H232V225H228V227H226L227 226V224H231V222L233 223H235V224H233V226H235L236 224H237V222H235L236 220H234L235 218H236V216H234V213H236L237 214V216H238V211H239V208L241 209V207H245V206H247V204H248V209H247V212L248 211H250L251 209L254 211L255 210V208H256V206H255V208H254V205L255 204H253L254 203V201H253V198H257L258 199V197H260V198H262V197H264L263 195H264V176L263 177H261L260 179V181H258V180H256L255 182L252 180V178L253 177H255V173L253 172V171H255L254 170V168H256V167H250L249 166V162L251 161H249V157H250V159L253 157V156H251L252 154L253 155H256V153H261L260 155H261V162L262 163H264V139H262L261 141H256L255 140V136H254V134L256 133V131L254 130V128L252 127V123H253V121H255V117L257 116V109H256V107L258 106V105H260L261 104V102L263 101L264 102V99H262L261 97H258V100H256V102H255V104H254V106L252 105V104H250V102H249V104L250 105H252L251 106V108L253 109V111H252V109H250V108H248V109H246L245 108V102H244V100H243V96L244 95H247V92L249 93V91H247V88H246V76H245V72H244V70H243V68H242V66H243V63H241L242 62V60H241V54H238ZM120 54V55H119ZM122 54V55H121ZM126 54V55H125ZM93 55V56H92ZM160 55V56H159ZM163 55H164V57H163ZM93 57L94 59L92 60V62H91V60H90V57ZM109 56H110V59H109ZM112 56V57H111ZM117 56V57H116ZM159 56V57H158ZM120 57V58H119ZM161 57V58H160ZM88 58H89V60H88ZM160 58V59H159ZM108 59V60H107ZM122 59V60H121ZM162 59V60H161ZM95 60V61H94ZM151 62H150V61ZM155 60V61H154ZM158 62H157V61ZM91 63H90V62ZM100 61V62H99ZM148 62H150V63H148ZM154 62H156V63H154ZM159 62H161V63H159ZM164 62V63H163ZM218 62V58H217V56L215 55L214 57H213V59H211L210 60V62H209V64H208V66H209V68H210V70H211V68H212V66L214 65V64H216ZM163 63V64H162ZM211 63V64H210ZM84 64L86 65L85 67H84ZM97 64V65H96ZM148 64V65H147ZM187 65L189 64L188 62L186 63ZM240 64H241V66H240ZM89 65V66H88ZM153 65V67H151ZM163 67H161V66ZM233 65V66H234ZM165 66V67H164ZM233 66H232V70H233ZM4 67H6V65L4 66ZM84 67V68H83ZM146 67V68H145ZM151 67V68H150ZM156 69H155V68ZM162 69H161V68ZM113 68V69H112ZM148 68V69H147ZM159 68V69H158ZM170 68H172V69H170ZM92 69V70H91ZM151 69V70H150ZM164 69H166V70H164ZM168 70V71H167ZM77 71V72H76ZM153 72L154 74L152 75V73H150V72ZM156 72V73H155ZM167 72H169V73H167ZM149 73V74H148ZM164 73H166V74H164ZM208 73V72H207ZM206 73V74H207ZM156 74V75H155ZM158 75H160V78H157L158 77ZM162 75V76H161ZM151 76V77H150ZM150 77V78H149ZM155 77V78H154ZM71 78H72V80H71ZM97 79V80H96ZM159 79H162V80H160L159 81ZM95 80H96V82H95ZM157 80H158V82L159 83H157ZM167 80V81H166ZM78 81V82H77ZM81 81V82H80ZM152 81L154 82V83H152ZM163 81H164V83H163ZM45 82L43 81L42 82V84H44ZM161 83V84H160ZM83 84V85H82ZM125 84V85H124ZM159 84V85H158ZM162 84H164L163 86H162V88H161V85ZM0 85H3V83L1 82L0 83ZM155 85V86H154ZM156 85H158V86H160V87H158V86H156ZM101 87V88H100ZM153 87H156V88H153ZM49 90V89H48ZM153 90H156V91H153ZM159 90H160V92H159ZM166 90V91H165ZM218 90V89H217ZM121 91V92H120ZM246 91V92H245ZM48 93L50 92V91H47ZM157 92V93H156ZM217 91H215L214 90V94L216 93ZM85 93V94H84ZM154 93H155V95H154ZM159 93H161V94H159ZM45 94H47V93H45ZM45 94H43V95H45ZM83 94V95H82ZM113 94V95H112ZM153 94V95H152ZM163 94V95H162ZM244 94V95H243ZM42 95V96H43ZM66 95H69V96H66ZM109 95H111V98L109 97ZM116 95V96H115ZM125 95V96H124ZM152 95V96H151ZM41 96V97H42ZM88 96V97H87ZM113 96V97H112ZM84 97H87V98H84ZM133 97V98H132ZM117 100H116V99ZM139 98H140V100H139ZM152 98V99H153ZM151 99V100H152ZM156 99V98H155ZM155 99H153V100H155ZM163 99H165V100H163ZM114 100H116V101H114ZM157 100V99H156ZM238 100V101H237ZM57 101V102H56ZM122 101V102H121ZM145 101H147L146 103H145ZM218 101V102H217ZM62 102H64V104L62 103ZM121 102V103H120ZM134 102V103H133ZM151 102V101H150ZM186 102V103H185ZM58 105H60V106H58ZM168 103V104H167ZM127 104V105H126ZM135 104V105H134ZM143 104V105H142ZM144 104H145V106H144ZM231 104V105H230ZM248 104V103H247ZM67 105V106H66ZM126 106L125 108H124V106ZM149 105H150V103H149ZM173 105V104H172ZM187 105V106H186ZM121 106H123V107H121ZM141 106H143V108H141ZM59 107H63L64 108V110H62V109H60ZM84 107V108H83ZM128 107V109H126ZM208 107H209V105H208ZM207 107V108H208ZM232 107V108H231ZM58 108H59V110H58ZM83 108V109H82ZM113 108V109H112ZM120 108H122V109H120ZM138 108V109H137ZM140 108V109H139ZM187 108V109H186ZM218 108V109H217ZM15 109L16 108H14V107H12V108H9V109H2V108H0V134H1V132L3 131V134H4V132L6 131V128L11 124V122L12 121H14L16 118H14V116L12 115L13 113H14V111H15ZM66 109V110H65ZM132 111H131V110ZM145 109V110H144ZM182 109H184V112L183 111H181ZM8 110V111H7ZM57 110L59 111L58 113H57V115H54L56 112H57ZM123 110V111H122ZM125 110V111H124ZM130 110V111H129ZM139 110V111H138ZM207 110V111H206ZM65 111V112H64ZM86 111H88V112H86ZM128 111V112H127ZM138 111V112H137ZM202 111H205V112H207V113H205V115H204V112H202ZM51 112H53V113H51ZM110 112V113H109ZM114 112V113H113ZM126 112V113H125ZM209 112V113H208ZM215 112H216V114H215ZM246 112V113H245ZM250 114H249V113ZM51 113V114H50ZM60 113V114H59ZM68 113V114H67ZM88 113V114H87ZM125 113V114H124ZM140 113V114H139ZM145 114V117L143 118V115ZM177 113V114H176ZM179 113V114H178ZM248 113V114H247ZM38 114V113H37ZM41 114V113H40ZM63 114V115H62ZM72 114V115H71ZM133 114V115H132ZM143 114V115H142ZM146 114H147V117L149 116V117H152V118H149V119H147V117H146ZM207 114V115H206ZM62 115V116H61ZM124 115V116H123ZM127 115V116H126ZM139 115H141V117L138 116ZM177 115H178V117H177ZM182 115H184V116H182ZM41 116V115H40ZM130 118H129V117ZM135 116V117H134ZM181 116V117H180ZM10 117V118H9ZM12 117L14 118L13 120H12ZM139 118V120L137 119V118ZM170 117L171 118H174L175 120H173L172 119V121H171V119H170ZM9 118V119H8ZM132 118H136L137 119V122L135 121V122H133V120H132ZM186 118V119H185ZM188 118V119H187ZM151 119H153V120H151ZM170 121H169V120ZM178 119V120H177ZM247 119V120H246ZM8 120V121H7ZM130 120V121H129ZM149 120V122H147V121ZM156 120V121H155ZM202 120V121H201ZM227 122H229V121H232V122H236L237 120L235 119V118H228V119H225ZM3 121V122H2ZM117 123H116V122ZM175 121V122H174ZM177 121V122H176ZM179 121H180V123H179ZM5 122H6V124H5ZM42 122V123H41ZM153 122V124H155V126L154 125H151V123ZM174 122V123H173ZM40 123L41 124H43L44 126H42V125H40ZM59 123V122H58ZM119 123H122V124H119ZM133 123H134V125H133ZM136 123H138V124H136ZM171 123H173V126H170L171 125ZM177 123V124H176ZM248 123H249V125H248ZM4 124L6 125V128H4ZM39 125L37 126V131L39 130V129H41V130H39L38 132H40V131H42V130H44V132L47 130L48 131V133L47 132H45L44 133V135L43 134H40V135H37L36 136V139H35V137H33V139H35V141H38V145L39 146H37L35 149H33V152L35 153V154H37V157L35 158V161L37 160L38 162L37 163H35L34 164V166L36 165V164H38L37 165V168H36V172H37V170L39 169V166H40V169H39V171L38 172H41V173H38L37 172V175H41L42 176V174H45V175H43V176H46V175H48L49 174V172L51 173V171L54 169V167H55V172H56V165L55 164H49V163H52L53 162V160L55 159V154L53 153V150H52V148L53 147H56V146H59L60 145V142L58 143V140H57V137H56V135L54 134V133H51L46 127H47V125L45 126V124L43 123V121H41V118H40V121H39V123H38ZM119 124V125H118ZM126 124V125H125ZM174 124H176L177 126H178V128H177V126L176 125H174ZM247 126H246V125ZM138 125L140 126V127H138ZM65 126V125H64ZM147 126H144V128L145 127H147ZM41 127V128H40ZM136 127H138V128H136ZM151 127V128H150ZM171 127H173V129L171 128ZM182 127V128H183ZM234 127H235V125L233 124V125H231L230 127H229V130L231 129H234ZM240 127V126H239ZM246 127H248V128H246ZM39 128V129H38ZM65 128V127H64ZM66 129V128H65ZM169 129V130H168ZM136 130V131H135ZM150 130H152L151 132H150ZM181 130H183V129H181ZM241 131H243L244 132V134H241ZM176 132H178V131H176ZM6 133V132H5ZM42 133H43V131H42ZM210 133H211V131H210ZM239 133V134H238ZM113 134V135H112ZM116 134V135H115ZM6 134H4V139H7L6 138V136H5ZM132 135V136H131ZM239 135V136H238ZM248 135H250V137H252V138H250V137H247ZM1 136V135H0ZM68 136L69 135H62L61 136V138L60 139H67L68 138ZM243 136V138H241V137ZM246 136V137H245ZM39 137V138H38ZM67 137V138H66ZM236 137H238V138H236ZM0 138H3V137H0ZM245 138H247V139H245ZM130 139V140H129ZM45 140H47L48 141V143H44V141ZM240 140H238V141H240ZM251 140V141H250ZM0 141H1V139H0ZM3 139H2V143H3ZM41 142V144H40V142ZM129 141V142H128ZM256 141V142H255ZM1 142H0V144H1ZM6 142V140L4 141V143ZM160 142V141H159ZM250 142H252L251 144H250ZM8 143H10V141L8 142ZM32 143V142H31ZM30 143V144H31ZM261 144V146H260V144ZM98 144V143H97ZM96 144V145H97ZM33 145H34V143H33ZM116 146V149H115V146ZM243 147H242V146ZM245 145H246V148H248V149H246L245 148ZM3 146H5V148H6V143H5V145H3ZM3 146H2V144L0 145V148H1V150H2V152H3V154H2V152H0V154H2V156L4 155V151L6 150V152L5 153H7L6 154V157H2L3 158V160H2V158L0 157V176H1V178H0V181H1V179L2 178H7L6 180L7 181H11V180H9L8 179V177H7V175L6 174H8L9 175V173H7L9 170H8V168L11 166V164H13V163H15V160L13 161L12 159H14L15 157L14 156H17L16 154L20 151V150H17V151H12L11 150V148H10V150H11V152H10V154L8 155V152H9V149H5L4 151H3ZM43 146V147H42ZM10 147V146H9ZM44 147H46V148H44ZM260 147V148H259ZM7 148H8V146H7ZM123 148V150L121 151V149ZM246 151H245V150ZM22 150V149H21ZM36 150V151H35ZM40 152H39V151ZM43 150V151H42ZM124 150V151H125ZM38 151V152H37ZM42 151V152H41ZM46 151H48V152H46ZM122 152V154H123V157H126V155L127 154H125V152ZM251 151V152H250ZM257 151H259V152H257ZM37 152V153H36ZM72 152H73V154H72ZM72 152L70 151L69 153H68V155H70V154H72V155H74L76 152H78V151H76L75 150V152H74V150H72ZM93 152V153H92ZM100 152V149L99 150H97V151H91V149H89V150H84V152L82 153V154H78V155H74V156H72L71 157V162L74 164V166H75V168L77 169V176L78 175H81V176H79V178L77 177V179H76V187L75 188H77V187H79L80 188V190L82 191V193L84 194V193H86V192H90L91 191V184L92 185H94L95 183H96V178L99 176H97L96 175V172L97 171H99V168L101 169V167H102V165L104 166V164H105V166L104 167H102L103 169H101L102 170V172L100 171V172H97V174L99 173H103L104 171L103 170H105L106 169V166H107V169L108 168H110V171L109 170H105L106 172V175L108 174H110L112 177L114 176V175H112V174H114V173H110L111 172V167H114V165H115V169H116V162L115 161H112V165L109 167V164H108V162L107 161H109V163L111 164V160L112 159H106L105 160V158L106 157H104V155L102 154V153H99ZM244 152V153H243ZM12 153V154H11ZM47 153V154H46ZM127 153V152H126ZM252 153V154H251ZM255 153V154H254ZM34 154V155H35ZM91 154V155H90ZM121 154V155H122ZM195 154V153H194ZM193 154V155H194ZM246 154V155H245ZM14 155V156H13ZM67 155V156H68ZM102 155V156H101ZM125 155V156H124ZM141 157H142V159H143V161H146V168H147V172L146 173H143L141 176H140V180H143V179H145L143 182L145 183L146 182V180H147V182L145 183V185H148V186H145L144 185V189H148V191H144V189L142 190L145 194H146V192H147V197H148V199L147 200H145L146 198L144 197L145 195L142 193V191H141V193L143 194V196L140 194V193H138V192H136V193H133V192H131V190H129V185H128V187L126 188V189H124V194L122 193V195H118V194H120V193H118V194H115V196H111L109 193H108V195H107V202L105 203L106 205L102 208V212H100L99 211V217H97L98 218V221H97V218H96V222H97V224H96V228L92 231V233H94V236L91 234L90 235V238H92V240L90 239V238H87L88 239V244L86 245V246H84L85 248H87L88 247V249H85L86 251H79V252H76V254H73V255H71V257H73V258H69L70 259V261L72 262L71 264H81V263H83V264H88L89 262H90V259H91V257L94 259V260H92L91 259V262L89 263V264H116V262H115V260H114V255H112L113 253L111 252V251H109V245H110V243L109 244H101L99 241V239H102V237L103 236H105V235H107V233L106 232H108V230H109V228H110V225H113L115 228H117V230H116V232H115V234H117L119 237H123L124 236V234H126L127 235V237H128V239L130 238V236L131 235H133L134 237H138V238H140V236L143 238L142 239V241L143 240H147V241H145L144 243H142V244H140L138 247L139 248H137L136 249V251H137V253L138 252H140L142 249H144L145 247H146V244L149 242V243H152V242H154V241H156V240H158L157 238H156V236H153V239H151V235H152V228L154 227L156 230H159V231H162V235H164L165 236V231H164V228H161V227H163V224H156V222H154V221H151V220H147L149 223H150V225L152 226V228H145V229H142V226H140L141 225V222H140V220H139V218L137 219L136 218V216H138V213H139V215L142 213H144L145 211H146V209H150L149 211H151V214L153 215V207H154V209L157 207V208H159V205H157V204H159V198H163L164 200L166 199V198H164V197H162V196H165L164 194L166 193L167 195L165 196V197H169V198H172V196H176V194H178L180 191H181V189H178V187H180V184H181V174H182V172L183 171H177L180 175H178V173H174V175L172 174L171 176H165V177H163V180H161L160 178L161 177H159L158 175H157V173H156V171H158V170H156L154 167H155V165H154V163H153V161L151 160V158L149 159V157L147 156V155H145V153H140L139 154ZM195 155H197V154H195ZM234 155L236 156V157H234ZM250 155V156H249ZM263 155V156H262ZM8 156H9V158H8ZM67 156H66V158H67ZM84 156H86V157H84ZM238 156V157H237ZM12 157V158H11ZM44 159H43V158ZM73 157H75V158H73ZM103 157V158H102ZM123 157H121V158H123ZM39 158V159H38ZM42 160H41V159ZM54 158V159H53ZM6 159H8V160H6ZM16 159V158H15ZM52 159V160H51ZM78 159V160H77ZM206 159H208L209 160V162H208V160H206ZM230 159H232L231 161L232 162H234L233 164L232 163H230L231 161H230ZM9 160H12V161H9ZM40 160V161H39ZM48 160V161H47ZM88 160H90V161H88ZM93 160H95V162L93 161ZM103 160V161H102ZM228 160H229V162H228ZM234 160H237V161H234ZM4 161H6V163H7V161H8V163H7V169L6 168H4L5 166H4V164L5 163H3ZM91 161H92V163H91ZM207 162V164H206V162ZM239 161V162H238ZM241 161V162H240ZM9 162H12V163H9ZM40 162V163H39ZM89 164H88V163ZM113 162H115L114 164H113ZM228 162V163H227ZM17 163V162H16ZM83 163H84V165H83ZM86 163H87V165H86ZM108 165H107V164ZM10 166H9V165ZM47 164H49V165H47ZM150 164H151V167H152V169H151V167L149 168V166H150ZM229 164V165H228ZM230 164H232V165H230ZM236 164V165H235ZM4 166L3 168H1L2 166ZM14 165H16V164H14ZM14 165H12V166H14ZM43 165H47V167H43V169H42V166ZM51 165H53V167L51 166ZM118 165H119V169L122 171L123 170V174H126V170H125V168H124V164L123 163H118ZM192 166H193V164H191ZM9 166V167H8ZM121 166V167H120ZM191 166V167H192ZM222 166V167H221ZM234 166V167H233ZM243 166V167H242ZM15 167V166H14ZM49 167H50V170L51 171H47L48 169H49ZM233 167V168H232ZM241 167V168H240ZM46 168H47V170H46ZM65 168V167H64ZM121 168H123V169H121ZM227 168V169H226ZM2 169H6L5 170V172L2 170ZM11 169V168H10ZM14 169L15 168H13V170L12 171H14ZM149 169V170H148ZM205 169H206V171H205ZM233 169V170H234ZM46 170V171H45ZM120 170H118V172H121ZM154 170V171H153ZM11 171V170H10ZM42 171L43 172H47L48 174H46V173H42ZM64 171V170H63ZM62 171V172H63ZM108 171H109V173H108ZM152 171H153V173H152ZM65 173H61L60 171H59V174H57L58 172H56V175H57V177L54 175V173L52 174H49V175H51V178H49V176H48V179H51V180H49L48 182L47 181H45L44 182V179L46 180L47 179V176L46 177H39V179H40V182L42 181V182H44V183H41L42 185H41V189L44 191V193H43V191L40 189V191H42L41 193H42V195H41V193H39L40 194V197H39V194H38V196H36L35 197V199L36 198H38V199H33L32 200V202H30V206H28V207H25V208H22L21 209V212H19V213H12L11 215L13 216V218H14V221H16L17 222V219H18V222L21 224L22 222H21V220H20V218H18L19 216H23L26 212H27V210H33V211H31L30 212V214L32 213V212H34L35 211V213H32L33 215H34V218L31 220V223H30V225H29V228H28V231H26V229H25V227H23V228H21L22 230H23V232H21L22 230L20 229V228H18V229H16V232H19V240L18 241H16L15 240V242H12L13 243V245L14 244H16L14 247L16 248H11V252H10V254L11 253H13V254H11V255H13L14 257L13 258H15L19 253H20V250H21V252H23L22 250H24L26 247L28 248V247H30V248H33L34 250H36V251H38V253H42V251L41 250H43V253L44 254H42L41 256H39V260H38V262H35V263H33V264H42L43 262H45V260L48 262H45V263H43V264H50L51 262L53 263V261H54V259H52L51 260V258H55L56 259V257H57V251L55 252V249L57 250V248H56V243L57 242H60L59 240H61V233H63L62 231L60 232V230H61V225L62 224H64V222L65 221H67L68 222V226H67V224H64L63 225V227H66L67 226V229H68V231L70 230V227L73 225V222L74 221H77V220H79L80 218L82 219V217H83V215H82V213H81V210H75L76 208H68V209H63V203L65 202V200L67 199V197H66V191L67 190H69L70 189V186H67V185H63V183L62 182H65L66 181V177H68V172L66 171V169H65V171H64ZM149 172H151V174H149ZM219 172V173H218ZM244 172V173H243ZM148 173V174H147ZM156 173V175L158 176V179H157V177L155 178V176H154V174ZM195 173V174H194ZM239 173V174H238ZM5 174V175H4ZM97 176V177H95V175ZM118 175H120L121 173H117ZM196 174L197 175H201V177L202 176H204L203 178H200V179H197L198 177H195L196 176ZM4 175V176H3ZM53 175V176H52ZM58 175H60V176H58ZM104 176H105V174H103ZM108 175H107V179H108ZM147 175H149L148 177H147ZM151 175H153V176H151ZM240 175V176H239ZM244 175V176H243ZM64 176V177H63ZM111 176H110V178H111ZM191 176H192V178H191ZM239 176V177H238ZM54 177H56L55 178V180H53V178ZM60 177H62V178H60ZM143 177H145V178H143ZM166 177H167V179H166ZM177 177H178V179H177ZM214 177V178H213ZM60 178V179H59ZM65 178V179H64ZM148 178V179H147ZM156 180H155V179ZM171 178H173V180L171 179ZM176 178V179H175ZM216 178H217V180H219V181H216ZM59 179V180H58ZM62 179H64V181H62ZM221 179V180H220ZM3 180H5V179H3ZM37 180V179H36ZM149 180H152V181H149ZM158 180V181H157ZM160 180V181H159ZM169 180V181H168ZM175 180H177V181H175ZM180 180V181H179ZM53 181H54V183H55V181H56V184L57 185H55L54 183H53ZM58 181V182H57ZM122 181H127L125 178H123V180H121L120 181V187H122V185L124 184V182H122ZM149 181V182H148ZM155 181H156V183H155ZM171 181V182H170ZM175 181V182H174ZM215 181V182H214ZM12 182V181H11ZM37 182H39V180L37 181ZM46 182H47V184H46ZM53 184H51V183ZM61 182V183H60ZM153 182L155 183V185L156 184H158L159 186H157V188L159 189H157L156 188V186H154V184H153ZM161 182V183H160ZM173 182V183H172ZM180 182V183H179ZM234 182H236V185L237 186H239V188H241V189H239L238 187H236L235 185L233 186L232 184H234ZM253 182V183H252ZM3 183V182H2ZM59 183V184H58ZM108 185H107V187H108V190L110 189L111 190V188H112V185H110L111 183L109 182V179H108ZM151 183V184H150ZM164 184V188H171L170 189V191L168 192V189H167V192H162L161 191V189L163 188L162 187V185L161 184ZM175 183V184H174ZM5 184V183H4ZM44 184L47 186H45L46 188L44 189ZM52 186H51V185ZM122 184V185H121ZM150 184V185H149ZM167 184H169V185H167ZM174 184V186H172ZM179 184V185H178ZM219 184V185H218ZM58 185H59V187L62 185V187H58ZM176 185H177V187H176ZM167 186V187H166ZM168 186H172V187H168ZM221 186V187H220ZM50 187H52L53 188V190H52V188H50ZM54 187H55V189H54ZM91 187V188H90ZM152 187H153V189H152ZM174 187V188H173ZM176 187V188H175ZM181 187L183 188L184 186L183 185H181ZM215 187V188H214ZM216 187H217V189H216ZM235 187H236V190H235ZM124 187H122V189H123ZM187 188V189H186ZM185 188V190H188V188H190L191 189V187H186ZM222 188L224 189V188H227V192L229 191V192H231L232 194L230 195V197L232 196V198H233V200H237L238 198H240V196H241V205H239V203H238V205H237V208L235 209L237 212H234L233 213V211L234 210H232V212L230 211V209H229V211H230V214H233V217H232V219H230L229 220V222H227V219H226V215L220 210V208H222V199H224V195H225V193H227L226 191H225V189H224V191L222 190ZM228 188L230 189V190H228ZM48 189V190H47ZM51 189V190H50ZM56 189H57V192H56ZM61 189V190H60ZM155 189H156V196H155ZM176 189V191H174V190ZM184 189V188H183ZM194 189H192V193H193V191H194ZM215 189V190H214ZM221 189V190H220ZM256 189H259V190H256ZM46 190V191H45ZM110 190H109V192H110ZM172 190H173V192H172ZM218 190H220V191H218ZM233 190V191H232ZM48 191L50 192L49 194H48ZM51 191H52V193L53 194H55V195H51L52 193H51ZM153 191V192H152ZM213 191H216V196L218 197V194H219V197H221V195H222V199H220L219 197L217 198L216 196H215V192H213ZM225 192V193H223V192ZM241 191V192H240ZM152 192V193H151ZM159 192V193H158ZM160 192H162L163 193V195H161L162 193H160ZM172 194H171V193ZM197 192L200 194H197ZM201 192H202V194H201ZM220 192V193H219ZM222 192V193H221ZM237 192V193H236ZM238 192H239V195L240 196H238ZM148 193H150L149 195H148ZM170 193V194H169ZM242 193V194H241ZM44 194V195H43ZM138 194V195H137ZM152 194H154V197L152 196ZM235 194V195H234ZM262 194V195H261ZM140 195V196H139ZM151 195V198H149V196ZM158 195H160L159 197H158ZM169 195H172V196H169ZM242 195H245V196H242ZM42 196V197H41ZM45 196H46V198H45ZM50 196H51V199H50ZM135 196H139V205L138 206H140V208H136V206L137 205H134V197ZM142 196V197H141ZM237 196V197H236ZM19 197H22V196H18V198ZM44 197V198H43ZM48 197V198H47ZM112 197V199H110ZM144 197V201H142V199L141 198H143ZM152 197H153V199H152ZM156 197V198H155ZM243 197V198H242ZM158 198V199H157ZM213 198V199H212ZM217 198V200L218 201H216L215 199ZM236 198V199H235ZM248 198H249V200H248ZM252 198V199H251ZM43 199H44V201H43ZM50 199V200H49ZM133 199V200H132ZM152 199V200H151ZM160 199V200H161ZM206 199V200H205ZM212 199V200H211ZM231 199V198H230ZM244 199H246V200H244ZM256 199V200H257ZM14 199H12V200H10V201H13ZM35 200V201H34ZM49 200V201H48ZM109 200V201H108ZM115 200V201H114ZM152 202H151V201ZM157 200V201H156ZM244 202H243V201ZM115 205H113L111 202ZM146 201H150V202H146ZM157 202V204H156V202ZM172 201V200H171ZM191 201V200H190ZM189 201V202H190ZM207 201V202H206ZM211 201V202H210ZM249 201H251L250 203H249ZM47 202V203H46ZM115 202V203H114ZM140 202H142V203H144V205L146 204L147 206H148V204H149V207H147L146 205H145V207H142V206H144L143 204H141ZM173 202H175V204L177 205V206H179L180 205V203L181 202H183L182 201V199L181 200H178L177 202L176 201H172L171 203H173ZM247 202V203H246ZM253 202V203H252ZM14 203H16V199L13 201V204ZM32 203H33V205L34 206H32ZM36 205H35V204ZM46 203V204H45ZM108 203H109V206H108ZM118 203V204H117ZM163 203H165V202H163ZM163 203H161V204H163ZM179 205H178V204ZM29 204V203H28ZM41 204V205H40ZM141 204V205H140ZM155 206H154V205ZM183 204V203H182ZM180 205V206H183V205ZM188 204H190V203H188ZM213 204V205H212ZM220 204V205H219ZM39 205V206H38ZM114 207H113V206ZM116 205H118V206H116ZM150 205H153L152 207H150ZM172 205H174V203L172 204ZM218 205H219V207H218ZM43 206V207H42ZM109 207V209L107 208L106 209V207ZM112 206V207H111ZM137 206V207H138ZM250 206H252L253 208H251ZM31 207V208H30ZM33 207V208H32ZM39 209H38V208ZM45 207V208H44ZM111 207V208H110ZM218 208V209H216V208ZM224 208L226 207V205L225 206H223ZM29 208V209H28ZM35 208V209H34ZM41 208V209H40ZM43 208H44V210H43ZM113 208V209H112ZM144 208V209H143ZM228 208V207H227ZM263 208V207H262ZM27 209V210H26ZM104 209V210H103ZM131 209H133V210H131ZM138 209H140V212H138ZM142 209V210H141ZM201 209V210H200ZM137 210V211H136ZM169 210H171V208H169ZM250 211L251 213H253V211ZM264 210V209H263ZM37 211H39L38 213H37ZM43 211V212H42ZM107 211V212H106ZM135 211L136 212V216H132L133 214H135V212L133 213V212ZM143 211V212H142ZM199 211H201L200 212V215L198 214L199 213ZM42 212V213H41ZM191 211H189V213H190ZM41 213V214H40ZM100 213H101V215H100ZM131 213H132V215H131ZM229 213V212H228ZM256 213V212H255ZM3 214V215H2ZM141 214V215H142ZM235 214V215H236ZM4 215H7L6 213H1L0 214V216H1V218H2V216L4 217ZM73 215V216H72ZM130 215L132 216V218L130 217ZM219 215L221 216L220 218H219ZM225 215V216H224ZM228 215V214H227ZM10 216V215H9ZM7 217L6 218V221H7V219L9 218L10 219V217ZM15 216V217H14ZM201 216V217H200ZM17 217V218H16ZM38 217V218H37ZM174 218V215L172 216V215H170V218ZM199 217H200V220H199ZM211 217V218H210ZM225 217V218H224ZM0 218V220H2ZM16 218V219H15ZM62 218H63V220H62ZM204 218H205V220H204ZM213 218V219H212ZM35 219V221H34V223L32 222L33 220ZM102 219V220H101ZM116 219V220H115ZM146 219H147V216H146ZM221 219V220H220ZM204 220V221H203ZM234 220V221H233ZM101 221H102V223H101ZM138 221V222H137ZM226 221V222H225ZM1 222V221H0ZM17 222V223H18ZM58 222V223H57ZM223 223V222H225V223H223V224H221V223ZM199 223V224H198ZM219 223V224H218ZM5 224H7V223H5ZM220 224H221V226H223V227H220ZM22 225V224H21ZM156 225V226H155ZM251 226V225H250ZM33 227H35V228H33ZM122 228V229H120V228ZM236 227L237 226H235V229H236ZM153 228V229H154ZM203 228V229H202ZM163 229V230H162ZM203 230V231H202ZM223 230V229H222ZM251 230V229H250ZM34 231H37V233L36 232H34ZM106 231V232H105ZM147 231H150V232H147ZM202 231V232H201ZM105 232V233H104ZM39 233V234H38ZM56 235H55V234ZM104 233V234H103ZM28 234H30V235H28ZM96 234V235H95ZM99 234H102V235H99ZM41 235H42V237H41ZM205 235H206V233H205ZM24 236V237H23ZM39 236V237H38ZM132 236V237H133ZM96 239H94V238ZM144 237H146L145 239H144ZM148 237V238H147ZM156 239H155V238ZM211 237V238H212ZM34 238H36V239H34ZM39 238V239H38ZM104 238V237H103ZM53 239H55V241H57L56 243L55 242H52L53 241ZM98 239V240H97ZM141 239V238H140ZM34 240V241H33ZM40 242H39V241ZM106 240H107V238H106ZM42 241V242H41ZM98 241V242H97ZM34 242V243H33ZM51 242V243H50ZM90 242H91V244H90ZM19 243H20V245H19ZM23 243V244H22ZM42 243H43V246H41L42 245ZM52 243H53V245H54V247H52ZM55 243V244H54ZM100 243V244H99ZM33 244V245H32ZM36 244H38V245H36ZM39 244H41V245H39ZM49 244H51V245H49ZM21 245H23V246H21ZM90 245V246H89ZM97 245V246H96ZM102 245H103V247H102ZM137 245L138 244H135V247H137ZM100 246L103 248H100ZM96 247H97V249H96ZM98 247H99V249H98ZM105 247V248H104ZM22 248V249H21ZM42 248V249H41ZM43 248H46V249H43ZM90 248V249H89ZM142 248V249H141ZM15 249V250H14ZM26 250V249H25ZM49 250H51L52 252V254L50 253V251ZM54 250V251H53ZM95 250V251H94ZM100 250V251H99ZM101 250H104L105 252H103V251H101ZM41 251V252H40ZM90 251V252H89ZM99 251V252H98ZM136 251H135V254L137 255L135 258H134V260H133V262H138V263H140V262H143V263H146L148 260H149V262H147V264H167L168 262H169V260H170V258L168 259H166V254H165V252H163L160 248H158L154 253H147V251H146V255L142 252V254H140V253H138L139 254V256H138V254L136 253ZM8 252V251H7ZM6 252V253H7ZM86 252V253H85ZM102 252H103V254H102ZM158 252V253H157ZM160 252V253H159ZM234 255H233V257L231 258V261H230V263L232 264L234 261V263L233 264H244L245 263V261L244 260H246L249 256H245V258H244V254H242V253H240L239 251H237V250H234ZM16 253V254H15ZM47 253V254H46ZM90 253V254H89ZM97 253V254H96ZM104 253H105V255H104ZM199 253V252H198ZM198 253H196L197 255H199L198 257L201 259V257H202V259H205V263H206V261H207V263L209 262V264H214V263H219V262H225L226 260H228L229 259V256L227 255V253L226 254H220V257H218V259H216L217 257H216V254H209V253H203L202 254V252H200L199 254ZM0 254H1V252H0ZM9 254V256L10 257H8V258H11L12 256ZM55 254V255H54ZM67 253H65V254H63L64 256L66 255ZM107 254V255H106ZM148 254H149V256H148ZM159 254V255H158ZM202 254V255H201ZM236 254H237V258H235L236 257ZM47 255V256H46ZM113 257H112V256ZM154 255H158V256H154ZM205 255H207V257L205 256ZM226 255V256H225ZM246 255V254H245ZM19 256H21V257H19ZM54 256V257H53ZM70 256V253H69V255H68V257ZM107 256V257H106ZM151 256H153V257H155L154 259H152L153 257H151ZM192 256V255H191ZM4 257V259H2ZM17 257H19V258H17ZM16 258H17V260H16V258L13 260V264H16V263H14V261H18V259H20V261L22 260V258H24V256H22V254L20 255H18ZM111 257V258H110ZM157 257H158V259H157ZM204 257V258H203ZM208 259V260H210V261H208V260H206V258ZM228 257V258H227ZM13 258H11V259H13ZM47 258V259H46ZM96 258H98V259H96ZM147 258V259H146ZM193 258V257H192ZM191 258V259H192ZM196 258V257H195ZM198 258V259H199ZM227 258V259H226ZM241 258V259H240ZM244 258V259H243ZM6 258H5V255L4 256H0V262L1 263H4V261L3 260H5ZM44 259V260H43ZM57 259H58V257H57ZM55 260V263H58V262H60V258L58 259V260ZM73 259V260H72ZM100 259L102 260V261H100ZM111 259V260H110ZM152 259V260H151ZM160 259V260H159ZM199 259V260H200ZM201 259V260H202ZM222 261H221V260ZM226 259V260H225ZM235 259V260H234ZM97 260V261H96ZM110 262H109V261ZM146 260V261H145ZM167 260V261H166ZM197 260V259H196ZM200 260V262L202 263V261ZM214 260H215V262H214ZM217 260H218V262H217ZM242 260H243V262H242ZM12 261V260H11ZM11 261L8 259V263H11ZM42 261V262H41ZM49 261H51L50 263H49ZM58 261V262H57ZM106 261H108L107 263H106ZM112 261H113V263H112ZM154 262V263H151V262ZM166 261V262H165ZM211 261L212 262H214V263H211ZM255 259H254V263H255ZM77 262V263H76ZM78 262H81V263H78ZM193 262H195V261H193ZM199 262V264H201ZM11 263V264H12ZM206 263V264H207ZM18 264V263H17ZM168 264H172V263H168ZM177 264V263H176ZM196 264H198V263H196ZM204 264V263H203Z\"/></svg>", "mask_w": 264, "mask_h": 264}]
</instances>
